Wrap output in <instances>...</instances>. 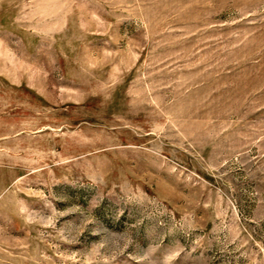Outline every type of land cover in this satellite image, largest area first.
I'll use <instances>...</instances> for the list:
<instances>
[{
  "label": "rangeland",
  "instance_id": "374dc122",
  "mask_svg": "<svg viewBox=\"0 0 264 264\" xmlns=\"http://www.w3.org/2000/svg\"><path fill=\"white\" fill-rule=\"evenodd\" d=\"M0 264H264V0H0Z\"/></svg>",
  "mask_w": 264,
  "mask_h": 264
}]
</instances>
